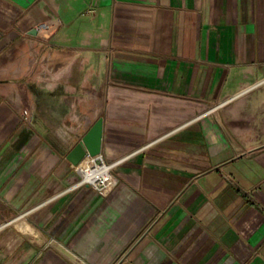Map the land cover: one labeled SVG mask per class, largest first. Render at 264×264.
I'll list each match as a JSON object with an SVG mask.
<instances>
[{"label":"crops","instance_id":"1","mask_svg":"<svg viewBox=\"0 0 264 264\" xmlns=\"http://www.w3.org/2000/svg\"><path fill=\"white\" fill-rule=\"evenodd\" d=\"M0 264H264V0H0Z\"/></svg>","mask_w":264,"mask_h":264},{"label":"built area","instance_id":"2","mask_svg":"<svg viewBox=\"0 0 264 264\" xmlns=\"http://www.w3.org/2000/svg\"><path fill=\"white\" fill-rule=\"evenodd\" d=\"M35 30L39 35H44L52 30V23L49 20L41 22L35 27ZM228 101L210 103L209 105L211 110H214ZM126 157L108 160L101 153L95 156L87 155L78 165H72L73 170L79 176L74 186H88L99 196L106 197L118 184L119 180L115 171Z\"/></svg>","mask_w":264,"mask_h":264},{"label":"water","instance_id":"3","mask_svg":"<svg viewBox=\"0 0 264 264\" xmlns=\"http://www.w3.org/2000/svg\"><path fill=\"white\" fill-rule=\"evenodd\" d=\"M32 34H36L33 31ZM102 142V119H99L87 131L82 139L71 149L66 159L72 165H78L87 155L95 156L101 153Z\"/></svg>","mask_w":264,"mask_h":264},{"label":"bare ground","instance_id":"4","mask_svg":"<svg viewBox=\"0 0 264 264\" xmlns=\"http://www.w3.org/2000/svg\"><path fill=\"white\" fill-rule=\"evenodd\" d=\"M17 221H19V220H17ZM9 224H11V223H9ZM18 227H24L25 226V223L24 222H22V221H19V222H17V223H15ZM14 225V224H13Z\"/></svg>","mask_w":264,"mask_h":264},{"label":"rangeland","instance_id":"5","mask_svg":"<svg viewBox=\"0 0 264 264\" xmlns=\"http://www.w3.org/2000/svg\"><path fill=\"white\" fill-rule=\"evenodd\" d=\"M209 110H211V108H209ZM214 113H216L215 111L214 112H212L211 114H214ZM20 229H22L21 227H19Z\"/></svg>","mask_w":264,"mask_h":264}]
</instances>
